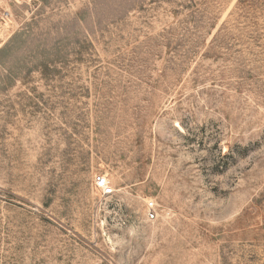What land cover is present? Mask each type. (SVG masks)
<instances>
[{
    "label": "rangeland",
    "instance_id": "374dc122",
    "mask_svg": "<svg viewBox=\"0 0 264 264\" xmlns=\"http://www.w3.org/2000/svg\"><path fill=\"white\" fill-rule=\"evenodd\" d=\"M0 264H264V0H0Z\"/></svg>",
    "mask_w": 264,
    "mask_h": 264
},
{
    "label": "built area",
    "instance_id": "2783aa9c",
    "mask_svg": "<svg viewBox=\"0 0 264 264\" xmlns=\"http://www.w3.org/2000/svg\"><path fill=\"white\" fill-rule=\"evenodd\" d=\"M94 185L102 196L113 195L115 188L110 180L104 174H98L94 178ZM153 212L150 213V217L153 218Z\"/></svg>",
    "mask_w": 264,
    "mask_h": 264
}]
</instances>
